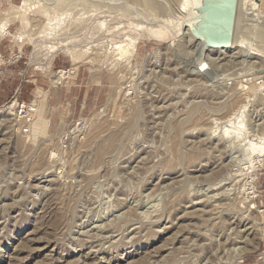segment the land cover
<instances>
[{"label": "rangeland", "instance_id": "1", "mask_svg": "<svg viewBox=\"0 0 264 264\" xmlns=\"http://www.w3.org/2000/svg\"><path fill=\"white\" fill-rule=\"evenodd\" d=\"M181 1L0 0V264H264V160L222 136L242 104L264 132V7L201 52ZM85 90L61 127L56 103Z\"/></svg>", "mask_w": 264, "mask_h": 264}, {"label": "bare ground", "instance_id": "2", "mask_svg": "<svg viewBox=\"0 0 264 264\" xmlns=\"http://www.w3.org/2000/svg\"><path fill=\"white\" fill-rule=\"evenodd\" d=\"M249 1V10H250V4L252 3L253 4V7H254V11H255V6H257V8H263L264 7V4H263V1L259 0V4L256 5L253 3V0L252 2H250L251 0H237V3H236V9H235V18H234V24H233V34H232V38H231V43L228 47H225V48H212V47H206L205 44L202 42V40L200 39H197L195 37H193V35L190 33V25L194 22L192 19L195 17L196 13L193 11V9H195L198 5H200V0H182L181 3H180V13L182 14L181 17H180V22L178 24V30L180 29H183V31H179V34H178V31L175 33V36L178 34V37L180 35H185V37L189 38L190 41L191 40H194V42L196 43L197 45V49H199L201 52H206V51H222V50H228V49H231L233 47H235L236 43H237V37H236V31H237V27H238V23H239V15H240V11H241V7L242 5L245 3L247 4V2ZM18 8H20V6H17ZM247 7V8H248ZM244 8V7H243ZM247 8H244L243 10L247 9ZM264 9V8H263ZM259 10V9H257ZM256 10V11H257ZM260 11V10H259ZM264 11V10H263ZM246 14L248 13L247 11H245ZM250 13V12H249ZM257 14H261L260 12L257 13ZM42 15L43 16H48L47 15V12L43 11L42 12ZM245 15V14H244ZM252 15V14H251ZM263 15H264V12H263ZM25 14L23 13H20V14H16L14 15V18H16L19 22H20V28L19 30L16 31V33L14 34V37H16L17 39H20L22 37H24V31L22 29L25 28V26H27V22L26 21V18H25ZM245 17V16H244ZM256 17H258L256 15ZM260 17V16H259ZM261 18V17H260ZM49 18H48V21H50ZM190 19L193 21H190ZM246 19V18H245ZM254 20V19H253ZM256 20V19H255ZM260 20V19H259ZM4 24V23H2ZM1 24V25H2ZM5 25V24H4ZM3 25V27H4ZM2 27V28H3ZM1 31V29H0ZM6 31L5 27L2 29V31L0 32V38L2 36V34ZM181 32V34H180ZM155 35H157L160 39H164L166 37V34H167V31L164 30V28L160 27L159 30L155 31L154 33ZM182 42V41H181ZM34 46L37 45V43H35L33 41L32 43ZM181 45V44H180ZM120 47V46H119ZM66 49L67 51V55H69L71 57V60H72V63H76V60H75V57L74 56V52L72 50H70L68 48V46H66L65 43H61L60 46L57 47V51H60V50H64ZM121 51H123L122 49H120ZM55 51V49H54ZM56 51V52H57ZM51 54V53H50ZM49 54V56H50ZM54 55V52L53 54H51V56ZM256 55V54H255ZM77 58V57H76ZM204 61L201 59L200 60V64H199V68H197V72H200L203 70V66H204ZM72 68V67H71ZM187 75V74H186ZM61 77V76H60ZM254 92V91H253ZM240 93V92H239ZM40 94V90L37 89V91L35 92V99L33 100V103H28L27 106L28 108H31V109H35V103L39 101V96ZM241 97V96H240ZM220 98V97H219ZM239 98V97H238ZM245 98V97H244ZM242 99V98H241ZM228 100V99H227ZM238 100V99H237ZM245 102V101H244ZM13 103V102H12ZM230 104V103H229ZM37 106V104H36ZM222 106V105H221ZM225 105H223L224 107ZM230 107V106H229ZM228 107V108H229ZM219 108V107H217ZM216 109V108H215ZM214 109V110H215ZM221 109V108H219ZM227 109V108H226ZM218 110V109H217ZM229 110H227L228 112ZM244 112H245V104L243 105H240L237 107V109L233 110L232 112V116L230 115L229 118L226 120V122H224V125L222 126V136L223 138H227L228 140L226 141H229L230 140L233 142V140H238L239 142H242L244 143V145H246V150L247 151V154L248 156L250 157V160L248 161L249 163V168L250 169H254L256 166L260 165L263 160H264V132L261 134V135H258L257 133H255V131L251 130V129H248L247 125L245 124V121H244ZM231 114V113H229ZM209 117V116H208ZM210 118V117H209ZM226 118V117H225ZM213 119V118H212ZM216 121V120H215ZM214 123V122H213ZM217 123V122H216ZM215 128V127H214ZM254 128V127H253ZM76 129V128H74ZM257 130V129H256ZM75 131V130H74ZM221 131V130H220ZM263 131V130H262ZM213 132V131H212ZM214 132H216L214 130ZM73 133H76L73 132ZM237 143V142H236ZM222 144V143H221ZM247 156V158H248ZM253 158V159H252ZM255 161V162H254ZM252 171V170H251ZM250 173V172H249ZM253 173L250 174L249 177H252ZM251 181V180H250ZM253 193H255V191L253 190L252 191ZM251 192V193H252ZM186 194V193H185ZM148 197V196H147ZM207 197V196H206ZM143 198V197H142ZM228 200V199H227ZM135 201V200H134ZM138 201V200H136ZM195 201V200H194ZM214 202V201H213ZM212 202V203H213ZM217 202V201H216ZM110 204V203H109ZM214 204V203H213ZM191 205V204H190ZM121 206V205H120ZM216 206V205H215ZM155 207V206H154ZM157 208V207H156ZM201 213V211H200ZM155 216V215H154ZM156 218V217H155ZM90 220V219H89ZM103 223V222H102ZM247 224V223H246ZM244 225V224H242ZM246 228V227H245ZM245 231V230H243ZM111 233V232H110ZM113 235V234H112ZM240 238V237H239ZM83 242V241H82ZM77 244V243H76ZM188 255V254H187ZM110 259V258H109ZM182 261V260H181Z\"/></svg>", "mask_w": 264, "mask_h": 264}, {"label": "water", "instance_id": "3", "mask_svg": "<svg viewBox=\"0 0 264 264\" xmlns=\"http://www.w3.org/2000/svg\"><path fill=\"white\" fill-rule=\"evenodd\" d=\"M237 0H200L193 11L190 33L206 47L225 48L231 43Z\"/></svg>", "mask_w": 264, "mask_h": 264}, {"label": "crops", "instance_id": "4", "mask_svg": "<svg viewBox=\"0 0 264 264\" xmlns=\"http://www.w3.org/2000/svg\"><path fill=\"white\" fill-rule=\"evenodd\" d=\"M0 48H2L3 51L5 52V35L0 40ZM52 63L54 65L53 69H56V70L68 68V66L66 64L65 57H62L58 54L53 57ZM66 82L67 81L63 80V82L60 85H56V84L53 85L52 83H49L48 91L51 92V90H55L53 88H56V87H59V88L67 87V85L64 84ZM1 91H3V90L0 88V92ZM76 98H77V96H75V95H73V96L67 95L66 97L63 98V100L56 103V105H58V106L65 104V108H66L65 109L66 111H64V113L62 114L63 116H61V118L59 116V118H58V124L63 125L61 127H64V124L66 123V121L69 120V114H70V110L72 108V104L74 105V108L71 110V117L72 118L75 116L74 113H76V119L80 118L84 114V110L86 109V103H87V101H86V90H85V92H83V94L81 96V101L78 102L79 106H78L77 110L75 107Z\"/></svg>", "mask_w": 264, "mask_h": 264}, {"label": "built area", "instance_id": "5", "mask_svg": "<svg viewBox=\"0 0 264 264\" xmlns=\"http://www.w3.org/2000/svg\"><path fill=\"white\" fill-rule=\"evenodd\" d=\"M19 57H20V55L17 58H19ZM61 71H62V73H61L62 77L60 78L61 80L64 79V78H67L70 74L73 73V71L71 70V68L70 69L61 70ZM59 72L60 71H57V74ZM21 104L23 105L24 102H21Z\"/></svg>", "mask_w": 264, "mask_h": 264}]
</instances>
